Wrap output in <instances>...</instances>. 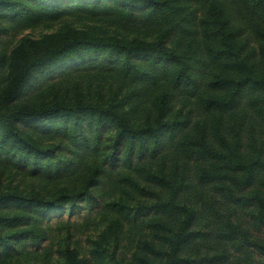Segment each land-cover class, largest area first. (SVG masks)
<instances>
[{"label": "trees", "instance_id": "16d2710c", "mask_svg": "<svg viewBox=\"0 0 264 264\" xmlns=\"http://www.w3.org/2000/svg\"><path fill=\"white\" fill-rule=\"evenodd\" d=\"M70 16L116 29L0 50V264H264L257 8L0 0L2 30Z\"/></svg>", "mask_w": 264, "mask_h": 264}, {"label": "rangeland", "instance_id": "374dc122", "mask_svg": "<svg viewBox=\"0 0 264 264\" xmlns=\"http://www.w3.org/2000/svg\"><path fill=\"white\" fill-rule=\"evenodd\" d=\"M258 10L259 14L264 18V0H249ZM69 24V26H73L80 29H92L94 31L98 32H106L110 33L114 31L115 26L111 25L109 22L101 21L98 19H78L75 17H68L65 22L55 21L50 24H39L34 27H22V25L15 24L13 26L8 25L9 28L7 30H2L0 27V50L9 51L22 37L30 36L34 38H39L45 34L62 30L65 28V24ZM64 26V27H63ZM83 212L81 211L79 214L72 216L73 220H78L79 216H81ZM59 226V225H58ZM63 231V230H62ZM61 231V232H62ZM133 235L128 237H125V239L122 241L127 247L131 245V250H133ZM81 241L86 242V236L83 234L81 236ZM48 240H45L41 243V246L38 250L45 247L48 244ZM55 247V246H53ZM34 249V247L31 248V250ZM55 255L48 256L47 260L52 261L54 259ZM43 259V255L38 253V256L36 259L30 258V257H22L19 256L17 258H14L10 263L6 264H38L39 260Z\"/></svg>", "mask_w": 264, "mask_h": 264}]
</instances>
